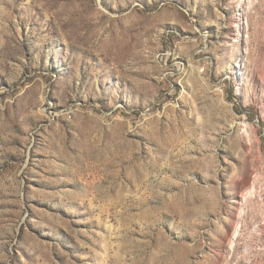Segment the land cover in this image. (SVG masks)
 <instances>
[{
	"label": "rangeland",
	"instance_id": "374dc122",
	"mask_svg": "<svg viewBox=\"0 0 264 264\" xmlns=\"http://www.w3.org/2000/svg\"><path fill=\"white\" fill-rule=\"evenodd\" d=\"M0 264H264V0H0Z\"/></svg>",
	"mask_w": 264,
	"mask_h": 264
}]
</instances>
